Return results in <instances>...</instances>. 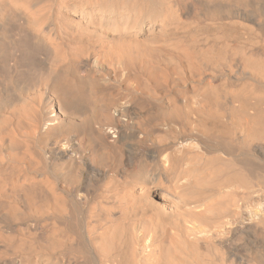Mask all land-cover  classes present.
Listing matches in <instances>:
<instances>
[{
  "label": "bare ground",
  "instance_id": "6f19581e",
  "mask_svg": "<svg viewBox=\"0 0 264 264\" xmlns=\"http://www.w3.org/2000/svg\"><path fill=\"white\" fill-rule=\"evenodd\" d=\"M263 27L264 0H0V264H264Z\"/></svg>",
  "mask_w": 264,
  "mask_h": 264
},
{
  "label": "rangeland",
  "instance_id": "374dc122",
  "mask_svg": "<svg viewBox=\"0 0 264 264\" xmlns=\"http://www.w3.org/2000/svg\"><path fill=\"white\" fill-rule=\"evenodd\" d=\"M261 31H259V30H256L255 32H254V34H251L252 36H253V39H263L264 40V27H263V29L261 28L260 29ZM263 31V32H262ZM243 36L244 37H246L247 35L246 34H243ZM188 70V71H187ZM183 73V74H182ZM173 74V75H172ZM175 74V75H174ZM178 77H177V76ZM180 75H181V77H180ZM183 75V76H182ZM198 75H196V73L194 72V71H190V69H188V68H186V70H185V72H184V70L182 69V71L181 70H179V72H175V73H171V74H169V79H168V83H169V85H168V83H167V85H165L164 86V88H161V89H163V92L165 91V92H172L173 91V89H174V91H175V89H180L179 87H177L176 88V86H174V84L177 82V78L179 79L178 81L182 84L183 83V81L182 80H184V82H185V80H186V78H189L190 77V79H187L186 80V82H185V84H188V82H189V80H191V79H193V80H195L196 79V77H197ZM172 77V78H171ZM177 77V78H176ZM171 78V79H170ZM173 78H174V80H176L175 81V83L174 82H172L173 81ZM176 78V79H175ZM180 78H182L181 80H180ZM139 81H141V80H139ZM138 81V82H139ZM137 82V83H138ZM140 84V86H142L143 88H145L146 87V85H142L144 82H139ZM146 84V83H145ZM138 85V86H139ZM163 87V86H162ZM167 88V89H166ZM164 92V93H165ZM152 93V92H151ZM258 238H264V234L262 235V234H260V235H258ZM5 260H7V258H5Z\"/></svg>",
  "mask_w": 264,
  "mask_h": 264
}]
</instances>
